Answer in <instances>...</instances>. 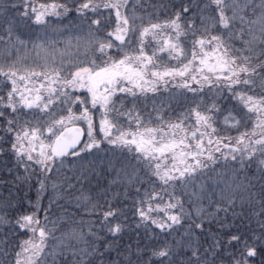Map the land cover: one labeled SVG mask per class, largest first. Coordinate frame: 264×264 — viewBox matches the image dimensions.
Returning <instances> with one entry per match:
<instances>
[{"label":"snow or ice","instance_id":"snow-or-ice-1","mask_svg":"<svg viewBox=\"0 0 264 264\" xmlns=\"http://www.w3.org/2000/svg\"><path fill=\"white\" fill-rule=\"evenodd\" d=\"M0 264H264V0H0Z\"/></svg>","mask_w":264,"mask_h":264},{"label":"trees","instance_id":"trees-1","mask_svg":"<svg viewBox=\"0 0 264 264\" xmlns=\"http://www.w3.org/2000/svg\"><path fill=\"white\" fill-rule=\"evenodd\" d=\"M38 2H51V0H38ZM59 2V0H58ZM70 2V0H69ZM14 58V57H13ZM157 103H159V101H157ZM25 194H27V197L26 198H30L32 200H35L36 199V196H37V193L35 191V189H31L29 190V188L27 186L23 187L20 189V192H19V195L24 197ZM50 198V195H45L44 196V199H43V204L45 207H47L48 205V200ZM57 214V209L56 208H53V215L55 216ZM25 237H18V239H24Z\"/></svg>","mask_w":264,"mask_h":264}]
</instances>
